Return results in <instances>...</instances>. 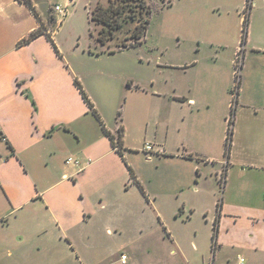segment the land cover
Segmentation results:
<instances>
[{"label":"crops","instance_id":"crops-1","mask_svg":"<svg viewBox=\"0 0 264 264\" xmlns=\"http://www.w3.org/2000/svg\"><path fill=\"white\" fill-rule=\"evenodd\" d=\"M31 1L38 15L24 1L0 0V135L6 138L0 139V264H225L230 262V253L238 260L244 257V264H264V108L251 116L263 123L245 128L241 140L235 137L230 156L223 160L226 114L232 99L225 104L221 130L213 115L218 94L198 95L194 82L186 88L169 76L158 80L136 71L139 65H154L186 72L199 64L201 50H195L194 59L181 62L163 61L164 50H142V44L109 52L91 36L94 3L90 0L65 2L68 14L60 23L55 0H46L47 6L42 0ZM81 18L78 30L76 23ZM39 28L44 33L26 41ZM97 50L104 52L95 53ZM219 53L215 48L206 59L218 60ZM126 54L133 55L131 68L90 63L93 58ZM76 79L103 123L84 99ZM224 89L222 98L230 94L226 86ZM120 111L126 129L123 155L103 128L105 125L116 138ZM195 114L198 122L192 119L188 126V118ZM149 143L154 147L151 152L145 149ZM220 143L223 153L218 156ZM141 152L149 157L152 153L161 155L159 161L172 157L192 163L189 179L186 169L177 168L171 180L177 198L175 219L183 223V215L193 214L197 207L181 196L194 186L195 194H204L202 183L208 180L205 169L218 165L211 174L216 184L208 190L216 206L213 225L221 201L212 258L206 259L207 249L199 251L204 245L195 240L192 244L200 252L198 258L187 252L186 238L197 231L178 233L166 220L162 238L169 243L167 248H156L149 233L142 236L146 244L143 250L130 245V252L121 253L128 255L126 263L121 256L107 255L100 248L105 224L95 217L106 204L93 205L83 182L98 175L96 170L106 171L102 162L115 157L123 164L118 175L125 190L130 182L141 191L131 178V166L150 201L145 179L131 159ZM71 156L74 161L67 163ZM210 237L213 239V231Z\"/></svg>","mask_w":264,"mask_h":264},{"label":"rangeland","instance_id":"rangeland-1","mask_svg":"<svg viewBox=\"0 0 264 264\" xmlns=\"http://www.w3.org/2000/svg\"><path fill=\"white\" fill-rule=\"evenodd\" d=\"M55 1L65 4L68 0ZM98 1L103 0H90L94 3L92 7ZM149 1L152 6L151 21L146 37L141 43L143 45L141 47H144L142 50L149 48L158 53L164 50L166 56L162 57L163 61L168 59L175 62L194 59L195 50H201L199 56L201 61L199 60L196 67L186 72L159 69L154 65L152 67L139 65L136 71L142 76L156 77L158 80L169 76L171 80L183 83L186 88L194 82L198 95L218 94L217 98H214L213 115L215 122L221 125V130L225 123L223 121V112L227 110L225 104L229 98L232 99L230 101L234 104V123L231 124L234 129L233 139L237 137L239 141L245 128L261 125L263 122L259 118H251V116H254L255 110L261 111L264 108V0H172L173 5L169 4V0ZM42 3L47 6L46 0H42ZM246 14H249V18L245 24ZM91 24L92 28H96L95 24ZM130 27L131 25L126 26L123 31L118 32L117 40H110V43L103 46L106 49L115 48L117 42L129 35ZM76 28L81 30L82 18L77 19ZM243 38H245L244 44H242ZM215 48L220 50L218 60H207L206 58L213 54ZM132 57L133 55L126 54L107 59L93 58L90 63L131 68ZM224 86L228 88L230 94L222 98V94L226 92ZM231 111L230 106L226 114L228 128ZM109 117H112L111 114ZM192 119L197 123L198 115L188 118V126ZM222 153L223 147L220 143L216 154L220 156ZM151 155L149 157L141 152V155L131 158L145 179L143 184L150 195V201L139 189L136 190L131 186L130 182H128L129 190H125L118 175L123 164L115 157H108L102 162L106 171L96 170L98 175L89 176L84 180V190L92 197L91 203L97 206L106 204L95 217L96 221L101 220L105 224V235H102L100 248L105 249L107 255L115 254L119 258L123 251L130 252V245L133 248L138 246L143 250L146 244L142 236L146 233L155 238L156 248H167L169 243L162 238L163 233L165 234L162 223L166 220L169 227L178 233L197 231L198 236L186 238L187 252L198 258L200 252H196L192 244L195 240L198 245L200 242L204 245L199 251L207 249L206 259L212 258L213 239L210 233L213 231L216 206L214 196L209 194V191L213 190L216 184L215 175L211 174H215L218 165L210 164L205 169L208 180L202 183L204 194L202 191L200 195L195 194L194 186L192 190H187L181 196L182 199H186L187 204L192 202L197 207L193 214L189 212L183 215L185 218L183 223L181 219H175L174 203L177 198L171 180L177 168L181 171L186 169L188 175L193 165L189 161L183 163L184 161H176L172 157L159 161L161 155L155 153ZM148 158L153 159L150 161ZM223 160H227V156ZM194 173L196 174V170ZM204 209L208 212H204ZM188 216H191L190 220ZM109 228L111 232L108 231ZM216 253L218 255V251ZM230 254V262L225 264H239L237 255Z\"/></svg>","mask_w":264,"mask_h":264},{"label":"trees","instance_id":"trees-1","mask_svg":"<svg viewBox=\"0 0 264 264\" xmlns=\"http://www.w3.org/2000/svg\"><path fill=\"white\" fill-rule=\"evenodd\" d=\"M26 2L33 11L37 14L35 7L31 0H21ZM165 1V0H164ZM170 5L172 2L169 3ZM151 13H152V6L149 0H109L108 3L103 1H98L94 7L90 10L91 15V23L96 25V28H91V36L96 42L97 45L103 46L110 43V40H117L118 32H121L125 29L126 26L131 25L129 28V35H126L124 40H120L117 42L116 47L108 50L109 52H114L117 50H122L126 48H130L132 46L141 44L146 37L147 29L151 21ZM249 18V14H246L244 19L245 24L247 23ZM98 26V28H97ZM96 30V32H95ZM44 33L43 28H39L32 32L30 37L26 39V41H30L31 39L41 35ZM48 38L51 40L52 44L54 45L55 49L59 52L57 45L52 38L51 34H47ZM245 43V38H243L242 44ZM110 47V45H109ZM94 53L93 51H91ZM104 52V50H97L95 53ZM241 81H239V84ZM76 85L80 89L84 99L89 104L90 108L94 111L95 115L98 119L102 122L98 111L95 109L93 102L85 92L82 84L78 79H76ZM128 87L132 85V81L129 80L127 82ZM118 135L115 138L113 134L109 130L106 129L105 125H103L104 131L113 141V145L116 148L117 144L119 145L118 152L123 155L122 148L125 143V134L126 129L123 123V116L122 111L118 114ZM103 123V122H102ZM234 123V104H232V111L231 116L229 118L230 127L228 128V135L226 140V149L225 154L227 157L230 156V152L232 149V141H233V132L234 129L232 128L231 124ZM188 157H193L191 154ZM131 178L136 182V184L140 187L142 193L146 195V191L142 184L138 182L135 172L131 166H128ZM224 176V173H223ZM129 187V186H128ZM218 216L213 225V241H214V251L216 249V239L218 236L219 228H218V219L221 212V201L218 203Z\"/></svg>","mask_w":264,"mask_h":264},{"label":"built area","instance_id":"built-area-1","mask_svg":"<svg viewBox=\"0 0 264 264\" xmlns=\"http://www.w3.org/2000/svg\"><path fill=\"white\" fill-rule=\"evenodd\" d=\"M68 8H69V6L66 4L65 5L60 4V3L54 4V11L57 13L59 23L67 16ZM0 139L6 140V138L3 134L0 135ZM117 148H119L118 144H117ZM145 149H146V151L151 152L154 150V147L151 144H147ZM73 161H74V158L72 156L67 159V163H71ZM214 246H215V244H214ZM121 260L123 263H126L128 260V255L126 253H123L121 256ZM244 261H245L244 257L240 256L239 257V263L244 264ZM210 264H212V263H210Z\"/></svg>","mask_w":264,"mask_h":264},{"label":"water","instance_id":"water-1","mask_svg":"<svg viewBox=\"0 0 264 264\" xmlns=\"http://www.w3.org/2000/svg\"><path fill=\"white\" fill-rule=\"evenodd\" d=\"M110 49H112V48H108V50H110ZM107 50V49H106Z\"/></svg>","mask_w":264,"mask_h":264}]
</instances>
